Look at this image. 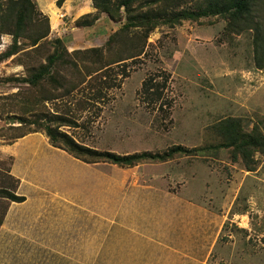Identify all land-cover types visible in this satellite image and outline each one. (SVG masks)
<instances>
[{
  "label": "rangeland",
  "instance_id": "374dc122",
  "mask_svg": "<svg viewBox=\"0 0 264 264\" xmlns=\"http://www.w3.org/2000/svg\"><path fill=\"white\" fill-rule=\"evenodd\" d=\"M13 1L0 0V190L35 194L36 206L61 208L64 216L93 207L116 211L118 222L126 214L130 223L170 225L171 240L196 243L195 257L205 264H264V152L247 159L220 130L225 118H235L246 132L264 133L255 31L220 15L179 20L175 14L197 8L196 0H140L135 12L142 18L132 21L124 10L112 20L93 0H32L33 8L24 0L21 26L7 16ZM257 9L264 21V3ZM90 13L105 19L84 26ZM20 27L15 42L12 32ZM42 33L48 36L34 45ZM91 48L101 51L76 53ZM63 51L65 58L51 63ZM46 66L50 72L32 83ZM153 75L160 98L143 87ZM57 117L71 122L59 126ZM47 125L100 152L155 155L177 145L196 152L120 166L54 146ZM58 193L64 199L45 198ZM9 203L0 196V210ZM32 218L34 225L18 228L39 238L42 217ZM7 237L0 233V245ZM59 249L62 256L54 258L48 248H35L31 257L30 248H0V264H78L85 250L73 241Z\"/></svg>",
  "mask_w": 264,
  "mask_h": 264
},
{
  "label": "crops",
  "instance_id": "0c3cea01",
  "mask_svg": "<svg viewBox=\"0 0 264 264\" xmlns=\"http://www.w3.org/2000/svg\"><path fill=\"white\" fill-rule=\"evenodd\" d=\"M56 19L53 21L55 24H57ZM101 19L104 20L105 17H101L95 25L102 22ZM32 190L36 191L35 187ZM50 195L53 196V200L64 199L60 193L49 194L45 198H50ZM153 195L156 199L157 196L162 198V195L156 192L152 193ZM24 196L26 199L22 202L9 201L8 198L1 197V199L10 202L8 206L0 210V233L8 232L4 245H0L2 249L30 248L31 257L34 256L35 248H48L51 253L55 254L54 258H57L62 256V250L59 247H62L64 242L73 241L80 243L81 248H85L82 253H79L81 260H77L75 257V261L79 262L78 264H82L83 261H90L91 264L206 263L199 257H195L196 243L171 240L170 225L159 227L150 223H130V219L127 218L130 216L125 213L122 218L123 221L118 222L120 220L114 219L116 211L111 210L105 214L100 213V209L93 207L71 209L70 214L64 216L61 208L55 207L52 210L51 208L36 206L35 194H24ZM35 216L42 217V228L39 229L41 230L39 233H42L43 236L40 234L39 238L33 234L25 236L22 228H18L23 224L34 225L33 222L38 220L32 218ZM62 217H69L74 223ZM99 217L104 223L98 221L100 220ZM84 232H89L90 235L84 234ZM45 252L47 251L43 249L39 254L44 255ZM13 254L19 255V253ZM205 260L208 261L209 257L207 256Z\"/></svg>",
  "mask_w": 264,
  "mask_h": 264
},
{
  "label": "trees",
  "instance_id": "16d2710c",
  "mask_svg": "<svg viewBox=\"0 0 264 264\" xmlns=\"http://www.w3.org/2000/svg\"><path fill=\"white\" fill-rule=\"evenodd\" d=\"M66 0H58V5H61ZM200 1L198 3L197 8L195 9H184L182 11H178L177 14L179 20L180 19H198L203 16H212V15H220L230 20V26H235L239 28V30H245L246 27L253 29L255 31V44H256V65L258 68H264V21L259 15L257 5L261 2L264 3V0H196ZM14 5H8V13L7 16L9 20L17 19V23L23 26L25 22V17L28 13V8L24 0L13 1ZM94 6L101 12H106L108 16L117 21V15H121L122 10L127 14L128 20H138L141 19L142 16L136 15L135 8L137 4L140 3V0H93ZM22 5L20 10H17V6ZM29 5L33 8L34 3L31 2ZM136 5V6H135ZM142 6L140 5L139 8ZM149 12V11H148ZM158 14V12L156 13ZM85 16H91L92 19L90 21H86L82 24L84 26L93 25L98 19H100L95 14H86ZM83 16V19L84 17ZM146 17H151L150 14L144 15ZM130 21V22H131ZM148 24V23H147ZM245 24V27L244 25ZM157 23L150 29H154ZM136 26V25H132ZM124 29L129 28V23L125 24ZM149 31V33H150ZM22 27H20L19 31L13 29V34L15 38V42H17L18 38L22 37ZM48 33L40 34L33 42L36 45L43 38L47 37ZM113 36L110 37L108 44L112 42ZM56 43L62 45L63 41L58 39L55 41ZM101 51L99 48H91L86 51H77L78 55H84L91 52ZM66 52L55 53L50 57L51 63H54L59 60H63L65 58ZM48 67H43L39 72L35 73L30 81L34 84L38 83L44 75L49 73ZM158 81L153 76L149 77L144 81V89L147 92H150L153 89H156V98H160L162 91H160ZM156 87V88H155ZM61 119L62 122L59 126L68 125L71 121L66 119V117H57ZM76 124V123H75ZM47 130V135L50 138V141L56 147H60L68 151L70 154L78 158L87 159L86 155H94L93 161L105 160L111 163L132 167L138 164L140 161L145 160L147 158L160 159L161 161L167 160L168 158L176 155V154H192L196 152V149H190L184 147L183 145L171 146V148L166 151L164 154L158 153L155 155L149 153H133V154H117L110 151L100 152L98 150L85 147L67 132L59 130V127H52L51 125H47L45 127ZM220 130L227 135V138L230 140L231 144L237 145V149H239L247 159L252 158L253 152L263 151L264 152V133L258 129H254L251 132H246L240 122L235 118H228L220 123ZM249 170H253L249 168ZM0 196L6 197L12 201H22L25 199L24 196H18L14 192L9 191L7 189L0 190Z\"/></svg>",
  "mask_w": 264,
  "mask_h": 264
},
{
  "label": "bare ground",
  "instance_id": "6f19581e",
  "mask_svg": "<svg viewBox=\"0 0 264 264\" xmlns=\"http://www.w3.org/2000/svg\"><path fill=\"white\" fill-rule=\"evenodd\" d=\"M55 14H56V13L54 12V16L52 17L53 21H55V19H56Z\"/></svg>",
  "mask_w": 264,
  "mask_h": 264
},
{
  "label": "built area",
  "instance_id": "2783aa9c",
  "mask_svg": "<svg viewBox=\"0 0 264 264\" xmlns=\"http://www.w3.org/2000/svg\"><path fill=\"white\" fill-rule=\"evenodd\" d=\"M65 16H64V14L62 15V18H64ZM63 20V19H62Z\"/></svg>",
  "mask_w": 264,
  "mask_h": 264
}]
</instances>
